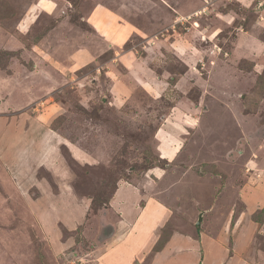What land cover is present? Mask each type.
<instances>
[{"label":"rangeland","instance_id":"rangeland-1","mask_svg":"<svg viewBox=\"0 0 264 264\" xmlns=\"http://www.w3.org/2000/svg\"><path fill=\"white\" fill-rule=\"evenodd\" d=\"M241 260L264 264V0H0V264Z\"/></svg>","mask_w":264,"mask_h":264},{"label":"crops","instance_id":"crops-1","mask_svg":"<svg viewBox=\"0 0 264 264\" xmlns=\"http://www.w3.org/2000/svg\"><path fill=\"white\" fill-rule=\"evenodd\" d=\"M237 1V0H236ZM243 2H246V0H243ZM104 29H102V31H103ZM107 30H109V29H107ZM111 30V29H110ZM109 32V31H108ZM182 128H184V127H186L184 124H182L181 123V125H180ZM170 127V126H169ZM172 131L170 132L169 131V129L168 130H166V132H164V138L165 139H167V142H170V146H172V147H174L173 146V142H174V140L178 137V135L176 136V135H174V136H172L173 134H172V132L174 131L173 129H171ZM161 131V130H160ZM159 131V133H162V131L160 132ZM176 132V131H175ZM158 133V134H159ZM174 133V132H173ZM167 135H169V136H167ZM158 139V138H157ZM169 149V148H168ZM173 160V159H172ZM171 160V161H172ZM167 161H169V162H171L169 159L167 160ZM121 214V213H120ZM108 223H110V222H108ZM248 226H249V224H247ZM112 226V225H111ZM117 226H136V224L135 223H121V222H118V223H116V224H114V226H112V228L114 229V231L116 232V231H118L119 230V234H120V232H121V227L120 228H118ZM108 226H106V228H107ZM110 227V226H109ZM118 229V230H117ZM244 230V229H243ZM245 232H246V234H247V231H246V229L244 230ZM235 238V237H234ZM196 247V246H195ZM197 248V247H196ZM197 252V250L196 251H194V253H196ZM240 263L241 264H243L242 263V260L240 261ZM234 264H236V263H234ZM238 264V263H237Z\"/></svg>","mask_w":264,"mask_h":264},{"label":"water","instance_id":"water-1","mask_svg":"<svg viewBox=\"0 0 264 264\" xmlns=\"http://www.w3.org/2000/svg\"><path fill=\"white\" fill-rule=\"evenodd\" d=\"M200 220H201V215L198 216V221H197V225L200 224Z\"/></svg>","mask_w":264,"mask_h":264},{"label":"bare ground","instance_id":"bare-ground-1","mask_svg":"<svg viewBox=\"0 0 264 264\" xmlns=\"http://www.w3.org/2000/svg\"><path fill=\"white\" fill-rule=\"evenodd\" d=\"M159 146H162V145H159ZM165 150H166L165 151L166 153H168V154L170 153L169 149H165ZM161 151L164 152V150H161Z\"/></svg>","mask_w":264,"mask_h":264},{"label":"trees","instance_id":"trees-1","mask_svg":"<svg viewBox=\"0 0 264 264\" xmlns=\"http://www.w3.org/2000/svg\"><path fill=\"white\" fill-rule=\"evenodd\" d=\"M158 158L160 159V160H162L159 156H158ZM163 161V160H162ZM201 223V222H200Z\"/></svg>","mask_w":264,"mask_h":264},{"label":"clouds","instance_id":"clouds-1","mask_svg":"<svg viewBox=\"0 0 264 264\" xmlns=\"http://www.w3.org/2000/svg\"><path fill=\"white\" fill-rule=\"evenodd\" d=\"M162 160H166V159H164V158H161ZM167 161V160H166Z\"/></svg>","mask_w":264,"mask_h":264}]
</instances>
